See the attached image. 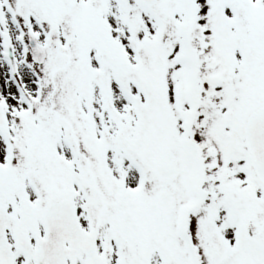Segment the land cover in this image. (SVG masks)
<instances>
[{
    "label": "snow or ice",
    "instance_id": "obj_1",
    "mask_svg": "<svg viewBox=\"0 0 264 264\" xmlns=\"http://www.w3.org/2000/svg\"><path fill=\"white\" fill-rule=\"evenodd\" d=\"M0 264H264V0H0Z\"/></svg>",
    "mask_w": 264,
    "mask_h": 264
}]
</instances>
